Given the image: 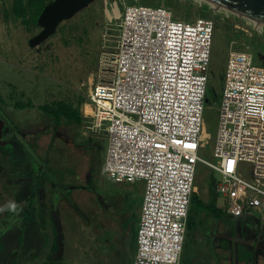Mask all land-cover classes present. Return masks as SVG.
<instances>
[{"label": "rangeland", "instance_id": "374dc122", "mask_svg": "<svg viewBox=\"0 0 264 264\" xmlns=\"http://www.w3.org/2000/svg\"><path fill=\"white\" fill-rule=\"evenodd\" d=\"M159 1L95 0L72 18L63 20L46 41L32 47L29 39L41 27L31 20L24 24L16 15L14 0H0L3 137H12L26 145L39 164V168L26 176L20 177L13 171L12 176L7 177L5 168L9 158L0 152V208L10 201L20 208L18 213L0 212V264H45L50 260H57L59 264H133L144 182H116L107 175L104 160L108 139L105 135L84 133L78 112L81 114V105L87 99L90 77L97 68L104 37L109 38L108 34L113 32L110 38L114 39L118 33L114 21L110 22L111 16L119 15L113 9L122 12L126 4L154 5ZM163 2L184 19L199 16L215 19L214 62L204 115L210 138L207 147L199 152L202 157L214 160L224 81L222 70L228 53L233 47L250 50L255 52L256 62L264 64V29L258 31L242 14L214 3L217 10L212 11L209 8L212 2L205 0ZM252 37L254 42L250 44L248 39ZM48 105L51 106L49 111ZM28 132L30 135L25 138ZM51 136L53 141L47 148ZM212 172L214 179L221 178L219 173L199 163L197 193L206 201L211 196ZM46 176L62 195L48 187L40 188L41 179ZM48 194L51 202L43 204L42 196ZM219 203H224L222 197ZM55 206L59 210L57 214L53 213ZM231 215L237 221L254 218L255 222L250 223L247 235L239 232V226L235 227L234 234L223 223H218L217 234L213 237L212 232L210 243L203 244L204 250L210 251L208 263L244 264L237 259L238 247L244 243L255 244L253 264H262L264 206L263 214L239 207ZM202 234V231L196 233L199 238ZM215 241L219 242L214 247ZM54 244L57 251H53ZM193 247L188 242L185 264H189Z\"/></svg>", "mask_w": 264, "mask_h": 264}, {"label": "built area", "instance_id": "2783aa9c", "mask_svg": "<svg viewBox=\"0 0 264 264\" xmlns=\"http://www.w3.org/2000/svg\"><path fill=\"white\" fill-rule=\"evenodd\" d=\"M245 18L262 32L264 24ZM112 20L118 33L104 37L81 125L107 137L108 176L144 182L133 264H182L199 163L221 175L214 185L221 205L263 214L264 64L250 50L229 51L208 160L199 152L210 138L204 115L215 19L181 18L162 1L126 4Z\"/></svg>", "mask_w": 264, "mask_h": 264}, {"label": "trees", "instance_id": "16d2710c", "mask_svg": "<svg viewBox=\"0 0 264 264\" xmlns=\"http://www.w3.org/2000/svg\"><path fill=\"white\" fill-rule=\"evenodd\" d=\"M53 0H14V6L16 10V15L22 18L24 24H28V21L31 20L35 25H38V17L45 8L47 4ZM163 1V0H162ZM161 0L158 3L162 2ZM188 0H186L187 2ZM154 4V5H155ZM166 4V3H165ZM167 5V4H166ZM169 6V5H168ZM248 42L253 44L254 38H249ZM255 55V52H253ZM256 57V56H255ZM214 62V58H213ZM1 98V97H0ZM51 106L48 105L47 110L49 111ZM78 122L82 124V116L78 112ZM213 172L210 178V190L211 196L208 201L201 198L199 193L194 192L191 201V207L189 211L188 221H187V234L184 243V249L182 254V264H185L187 258L185 257V249L188 245V242L193 244L192 256L189 258V264H209L208 263V253L209 250H204L203 244H206L217 234L218 230L216 225L218 223H223V225L231 230L235 234V227H238V221L232 219L231 212L223 205L219 203V196L214 191L215 179L213 178ZM202 231L203 234L201 237H197L196 233ZM213 232V237H212ZM239 232L242 235H247L244 233L243 227L239 228ZM222 242V240H219ZM219 241L214 242V247ZM199 242H203L201 245H198ZM207 242V243H206ZM213 244V243H211ZM57 245H54L53 251H56ZM216 248H214L215 251ZM238 261L243 262L244 264H253L256 260V249L254 245L241 244L238 247ZM213 251V249H212ZM219 259V258H218ZM45 264H59L57 260H50ZM215 264V261L214 263ZM264 264V262L262 263Z\"/></svg>", "mask_w": 264, "mask_h": 264}, {"label": "water", "instance_id": "95a60500", "mask_svg": "<svg viewBox=\"0 0 264 264\" xmlns=\"http://www.w3.org/2000/svg\"><path fill=\"white\" fill-rule=\"evenodd\" d=\"M95 0H53L45 6L38 17L41 30L29 39L32 47L39 46L54 34L59 24L72 18L80 10L88 7ZM214 2L233 12L248 16L264 23V0H205ZM247 226H243L244 233Z\"/></svg>", "mask_w": 264, "mask_h": 264}, {"label": "flooded vegetation", "instance_id": "af4514ba", "mask_svg": "<svg viewBox=\"0 0 264 264\" xmlns=\"http://www.w3.org/2000/svg\"><path fill=\"white\" fill-rule=\"evenodd\" d=\"M3 132V125L0 123V152L5 155L6 158H9L6 164L7 166L5 168L7 170L6 173L8 174L7 177L12 176L11 173L13 171H15V173H19V176L21 177L22 175L26 176L33 170H36V165L33 162L25 159V156L22 154L24 151H22L23 149L19 146V143L15 140H12L11 137H9L8 139H4ZM252 222H255L254 218L249 220H241L238 221V226L239 228H242L244 225H246L247 230L245 233H248L249 225ZM107 241H109V239ZM254 247L256 248L255 244Z\"/></svg>", "mask_w": 264, "mask_h": 264}, {"label": "crops", "instance_id": "0c3cea01", "mask_svg": "<svg viewBox=\"0 0 264 264\" xmlns=\"http://www.w3.org/2000/svg\"><path fill=\"white\" fill-rule=\"evenodd\" d=\"M0 123L2 124V122H1V120H0ZM3 125V124H2ZM44 131V130H43ZM51 133V132H50ZM52 134V133H51ZM30 134H29V132L27 133V137L26 136H24L25 138H28V136H29ZM12 138V137H11ZM15 139V138H14ZM53 138H52V136H51V138H50V142H49V145H47V148H50V146H51V144H52V140ZM18 142V141H17ZM19 143V146L24 150V152L22 153L24 156H25V159L26 160H29V161H31V162H33L35 165H36V167L37 166H39V164H37L36 162H37V159L35 158V154L33 153V151H30V149L29 148H27L26 147V145H24V144H22V143H20V142H18ZM46 148V149H47ZM21 153V152H20ZM106 161V157H105V160H104V162ZM37 168H39V167H37ZM36 175H38V172L36 173ZM16 182H17V180H16ZM13 185H15V183L13 184ZM12 185V186H13ZM40 185H41V189H43V190H45V188L46 187H48L49 189H51V190H54V191H56V192H58L59 193V195H62V193L59 191V189L55 186V185H53V183H52V180H50V181H48V177L46 176L44 179H41V182H40ZM13 188H14V186L13 187H10V189H12L13 190ZM50 193H53L52 191H50ZM44 195V194H43ZM0 196H1V193H0ZM49 197H51V196H49V194L47 195V196H42V200H43V204H49L51 201H50V198ZM48 198H49V201H48ZM25 201H26V199H24ZM23 200V201H24ZM59 204V203H58ZM49 209H51V207L49 208ZM59 210H57L56 209V206H55V209H54V211H53V213L54 212H56V214H57V212H58ZM23 212L26 214L27 213V209H25V210H23ZM47 216H48V214H47ZM101 221L102 222H104L105 221V218L103 217L102 219H101ZM107 226H109V225H107ZM55 245V244H54ZM56 251H57V249H56Z\"/></svg>", "mask_w": 264, "mask_h": 264}, {"label": "clouds", "instance_id": "9594fccd", "mask_svg": "<svg viewBox=\"0 0 264 264\" xmlns=\"http://www.w3.org/2000/svg\"><path fill=\"white\" fill-rule=\"evenodd\" d=\"M5 210L11 211L13 213H18L20 211V208L15 202L10 201L4 207L0 208V212H3Z\"/></svg>", "mask_w": 264, "mask_h": 264}, {"label": "bare ground", "instance_id": "6f19581e", "mask_svg": "<svg viewBox=\"0 0 264 264\" xmlns=\"http://www.w3.org/2000/svg\"><path fill=\"white\" fill-rule=\"evenodd\" d=\"M213 3H214V2H212V4H213ZM214 4L217 5V6H220V5L217 4V3H214ZM214 4H213V5H214ZM215 5H214V6H215ZM114 11H115L114 13L117 14V15L120 13V10H119L118 8H114ZM256 21H257L258 23H262V24H263V22H261V21H258V20H256Z\"/></svg>", "mask_w": 264, "mask_h": 264}, {"label": "snow or ice", "instance_id": "6c2138e0", "mask_svg": "<svg viewBox=\"0 0 264 264\" xmlns=\"http://www.w3.org/2000/svg\"><path fill=\"white\" fill-rule=\"evenodd\" d=\"M230 164H231V162H230ZM229 170H231V168H229Z\"/></svg>", "mask_w": 264, "mask_h": 264}]
</instances>
